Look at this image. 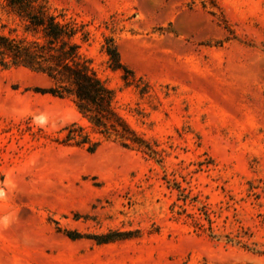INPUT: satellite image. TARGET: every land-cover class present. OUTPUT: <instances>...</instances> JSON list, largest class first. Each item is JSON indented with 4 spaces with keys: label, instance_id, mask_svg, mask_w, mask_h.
Masks as SVG:
<instances>
[{
    "label": "rangeland",
    "instance_id": "rangeland-1",
    "mask_svg": "<svg viewBox=\"0 0 264 264\" xmlns=\"http://www.w3.org/2000/svg\"><path fill=\"white\" fill-rule=\"evenodd\" d=\"M47 1L89 24L82 53L161 161L57 144L87 126L73 103L0 67V264H264V0ZM104 36L146 95L108 69Z\"/></svg>",
    "mask_w": 264,
    "mask_h": 264
},
{
    "label": "trees",
    "instance_id": "trees-1",
    "mask_svg": "<svg viewBox=\"0 0 264 264\" xmlns=\"http://www.w3.org/2000/svg\"><path fill=\"white\" fill-rule=\"evenodd\" d=\"M201 4L207 5L204 0ZM92 41L88 23L68 16L47 0H0V67H22L43 74L51 85L35 91L70 100L87 124L66 125L54 142L84 148L89 153L103 142H111L160 162L156 145L130 127L121 115L124 107L127 113L143 119L142 111L119 104L117 91L97 76L91 60L82 53ZM100 51L108 69L120 73L122 88H132L140 97L149 92V84L121 62L113 37H103ZM174 213L181 214L177 210ZM200 214L207 219V211ZM66 235L70 239L81 237L71 232Z\"/></svg>",
    "mask_w": 264,
    "mask_h": 264
}]
</instances>
